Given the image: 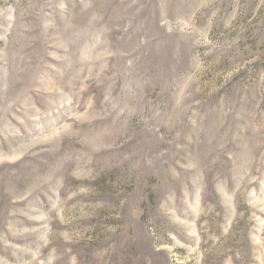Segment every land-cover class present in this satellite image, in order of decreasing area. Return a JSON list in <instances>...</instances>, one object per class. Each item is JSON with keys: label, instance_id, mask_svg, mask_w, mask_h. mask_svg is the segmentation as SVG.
I'll return each instance as SVG.
<instances>
[{"label": "rangeland", "instance_id": "374dc122", "mask_svg": "<svg viewBox=\"0 0 264 264\" xmlns=\"http://www.w3.org/2000/svg\"><path fill=\"white\" fill-rule=\"evenodd\" d=\"M0 264H264V0H0Z\"/></svg>", "mask_w": 264, "mask_h": 264}]
</instances>
